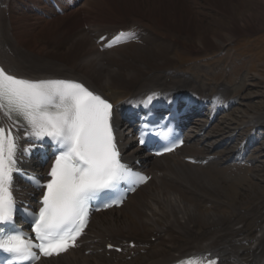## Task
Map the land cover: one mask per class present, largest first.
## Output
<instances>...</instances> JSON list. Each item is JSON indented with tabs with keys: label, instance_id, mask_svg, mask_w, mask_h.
Wrapping results in <instances>:
<instances>
[{
	"label": "bare ground",
	"instance_id": "bare-ground-1",
	"mask_svg": "<svg viewBox=\"0 0 264 264\" xmlns=\"http://www.w3.org/2000/svg\"><path fill=\"white\" fill-rule=\"evenodd\" d=\"M31 1L24 0V8L16 12L13 7L17 9L18 6L16 7L10 0H0V45L3 47L0 49V65L14 76H26L31 80L45 77L82 80L113 100L117 115L129 111L149 95L169 100L175 93L183 90L186 91L184 92L186 97L210 100L215 98L216 105L223 106L225 113L228 112V104L231 103L229 108L242 104L239 98L232 97L229 86L222 85L219 92H214L188 74L168 71V65L173 58L170 56L171 48L148 46V40L143 37L136 40L141 44L140 47L133 48L130 53L124 51L120 54L113 51L115 57H112L107 46L101 49L100 45L103 43L96 42L104 33L90 31L83 25V28L79 26L72 31L74 27L71 25V31L61 33L63 37L59 48L61 56L57 55V52L53 53V49L48 50L32 42L33 34L38 33L33 31L31 25L33 23L28 22L31 18L26 16L25 12V10L34 11V8L28 7ZM94 1L100 0H84L81 6L88 7L90 11L99 10L92 9ZM110 1L116 4V0ZM125 1H130L136 6L144 0ZM173 1L180 3L182 0ZM156 2L157 0H149L147 6L159 5L162 0ZM44 8H47L44 9L45 12L49 10L46 16L53 18L50 21L62 17L54 9L50 12L48 6ZM89 15L91 16V12L87 14L88 17ZM112 15L113 13L110 14ZM44 19L45 17L41 16L36 17L35 20ZM89 19L94 18L89 17ZM101 20L103 22L104 19ZM136 25L131 26L136 27ZM145 27L147 29L141 27L142 30L150 31L147 26ZM130 42L132 41L124 44ZM210 44L201 41L202 46L197 48L202 49ZM234 112L228 113L225 119H228V125L235 122L238 125H234L233 129L228 126L222 127L220 131L225 135V139L220 142L208 143L206 136L210 132H207L203 125L197 132L192 131L189 134V141L191 140L189 145L183 146L176 153L153 161L147 159L145 162L147 170L153 174V178L148 183L129 196L120 209L113 208L95 213L86 229L90 233L81 239L87 240L82 247L63 256L43 260L39 264H172L181 258L198 255L211 256L218 261V264H264V206L255 204L262 209L255 208L256 210L251 211L244 209L246 207L233 206L228 201L223 187L212 185L214 179L219 181L224 175L229 176L224 177L223 182L227 179H243L240 175L242 168L231 165L238 159L226 150L220 152L216 150L222 145H228L239 134L242 125H251L252 131L244 138V143L233 147L237 155L241 154L249 148L252 141L253 144L257 143L258 137L255 131L264 124L262 111L244 113L247 119L240 123L239 117L235 116ZM11 123L12 121L6 116L0 115V126L7 128ZM121 127H123L122 134L131 139L132 127L125 123ZM217 127L219 124L212 129L216 130ZM138 153L139 150L133 146L128 155L136 156ZM186 157H194L201 162L207 157L209 159L203 166L189 163ZM252 160L248 158L246 162L252 163ZM258 177L260 176L252 173V179ZM208 183L211 189L207 187ZM200 191H205L206 197ZM209 203L211 204L207 208L210 211L203 212L201 207ZM226 206L237 215L226 217L221 213ZM212 207L216 208L211 211ZM256 216H259V220L255 218ZM252 218L256 219L255 228H250L249 220ZM132 236L137 238L134 248L126 244ZM151 237L155 238V242L151 241ZM109 240L124 245L122 253L111 252L110 256H107L105 246L110 242ZM86 251H89V254ZM132 251L134 256L131 260H127L126 256Z\"/></svg>",
	"mask_w": 264,
	"mask_h": 264
},
{
	"label": "snow or ice",
	"instance_id": "snow-or-ice-1",
	"mask_svg": "<svg viewBox=\"0 0 264 264\" xmlns=\"http://www.w3.org/2000/svg\"><path fill=\"white\" fill-rule=\"evenodd\" d=\"M125 35L112 37L107 46L122 42ZM151 100L148 97V103ZM0 115L12 121L7 128L0 126V250L11 254L8 264H32L41 256L60 255L75 247L88 224L90 201L119 192L122 182L134 185L149 179L122 163L113 127V105L82 83L23 79L0 67ZM20 122L23 136L49 138L57 149L48 173L50 179L29 177L34 187L44 189L38 212L23 209L31 220L34 237L25 235L14 220L19 209L13 196V173L21 171L17 152L22 137L20 128L15 134L13 128ZM20 151L24 154L30 149ZM178 264L217 261L193 256Z\"/></svg>",
	"mask_w": 264,
	"mask_h": 264
},
{
	"label": "rangeland",
	"instance_id": "rangeland-1",
	"mask_svg": "<svg viewBox=\"0 0 264 264\" xmlns=\"http://www.w3.org/2000/svg\"><path fill=\"white\" fill-rule=\"evenodd\" d=\"M11 2L18 6V10L13 7L16 12L24 8L20 5V0H11ZM148 2L149 0H144L140 5L133 6L130 1L125 0H116V4L110 0L94 1L92 9L99 10L90 11L88 7H84L80 11L73 10L66 14L64 12L60 14L61 18L53 21H50L53 18L49 16L44 20L36 21V17H41L38 13L31 10V12L29 10L25 12L26 16L31 18L28 22L33 23L31 24L33 31L38 33L33 34L32 42L48 50L53 49V53L57 52V55H60L59 48L63 40L61 33L71 31V25L74 27L72 31L79 26L85 27V23L94 25L88 29L90 31H97L99 27L113 28L115 25L123 24L126 26L129 23L137 24L136 27L141 26L145 29L147 26L150 31L145 32L143 39L148 40V46L171 48L170 56L173 58L168 65V71L188 74L205 87H210V90H216L222 85L229 86L232 97L239 98V102L242 101L241 105L232 107L230 111L220 116L217 121L219 127L212 131L208 143L221 141L225 137L220 131L222 127L228 126L233 129L238 125L236 122L227 124L228 119L225 118L228 113L236 110L234 114L236 113L235 116L239 117L240 123L247 119L245 114L254 113L255 110L264 112V0H182L180 3L162 0L161 4L150 5V7L147 6ZM89 12H91L89 17L94 19H89L87 16ZM111 13H113L112 16H110ZM101 19H104L103 22ZM139 24L142 25L139 26ZM101 32L105 34L106 31ZM201 41L211 44L202 49L197 48L202 46ZM55 46L58 48L54 49ZM140 46L139 42L132 41L119 45L118 48H109L108 52L115 57L113 51L120 54L124 51L130 53L133 48ZM2 48L0 45V49ZM262 125L257 134L263 137L261 147H264V124ZM251 128V125H242L239 134L234 137L228 148L220 147L216 151L226 150L232 153V147L239 144L241 138L249 133ZM258 153L254 155L255 163L251 167H240L242 168L240 175L243 179H227L223 182L222 179L229 176L224 175L219 181L214 179L212 182L213 187L214 185L223 187L231 205L246 207L244 209L248 211L262 209L255 204L264 206V148H259ZM252 173L260 177L252 179ZM207 187L212 188L209 183ZM200 193L206 197L205 191ZM210 204H204L201 210L210 211L207 208ZM216 207H212L211 211ZM232 211L226 206L221 213H224L226 217L237 215ZM255 218L259 220V216ZM255 218L249 220L250 228L257 226Z\"/></svg>",
	"mask_w": 264,
	"mask_h": 264
}]
</instances>
